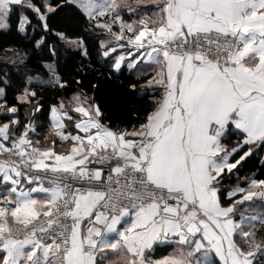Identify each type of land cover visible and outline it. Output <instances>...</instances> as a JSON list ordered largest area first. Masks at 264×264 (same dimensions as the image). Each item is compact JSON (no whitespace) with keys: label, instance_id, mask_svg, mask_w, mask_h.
I'll return each mask as SVG.
<instances>
[{"label":"snow or ice","instance_id":"snow-or-ice-1","mask_svg":"<svg viewBox=\"0 0 264 264\" xmlns=\"http://www.w3.org/2000/svg\"><path fill=\"white\" fill-rule=\"evenodd\" d=\"M16 7L43 33L34 50L56 54L50 21L71 9L110 37V71L128 58L158 87L131 132L83 90L50 105L52 131L71 142L57 152L37 146L19 108H44L32 80L69 82L48 63L10 101L0 79V264H264V178L237 175L264 149V0H0V29ZM17 25L31 26L24 11ZM160 246L171 251L154 258Z\"/></svg>","mask_w":264,"mask_h":264},{"label":"trees","instance_id":"trees-1","mask_svg":"<svg viewBox=\"0 0 264 264\" xmlns=\"http://www.w3.org/2000/svg\"><path fill=\"white\" fill-rule=\"evenodd\" d=\"M21 11L28 14L31 19V26L23 32L17 25V17ZM124 17H128L126 12ZM50 23L54 31L49 33L48 43L56 45L54 56L50 55L47 48L34 50L35 40L43 33L30 10L16 7L11 15L10 27L0 29V79L9 81L5 91L10 101H14L21 82L27 85L29 76H43L47 72L48 63H53L59 76L69 82L64 88H59L32 80L31 84L35 86L44 108L39 113L33 114L30 105L22 106L19 108L20 120L26 123L27 114L28 118L34 117L44 127L48 122L50 105L58 103L61 99L67 101L75 92L83 90L90 97L95 98L111 124L128 130L138 128L145 111L151 109L156 95L154 90L151 91V88L145 84L146 75L137 76L125 67L121 71H110V65L106 63L107 58L100 54L101 41L107 35L101 29L93 31L86 27L84 20L74 17L71 9H66L52 17ZM59 31L65 32L73 41L77 36L83 37V48L87 49L88 54L84 55L83 48L69 46L66 42L58 40L56 32ZM25 53L27 56L24 55ZM132 85L136 87L133 88ZM0 87L4 85L0 84ZM16 103L19 106V102ZM235 140L236 138L232 137L226 143H235ZM238 168L237 175L241 177L255 173L260 178H264V149H257L253 155L242 161ZM236 183V175L227 181L228 186ZM168 248L167 246H164V250L157 248L154 257L167 252Z\"/></svg>","mask_w":264,"mask_h":264},{"label":"crops","instance_id":"crops-1","mask_svg":"<svg viewBox=\"0 0 264 264\" xmlns=\"http://www.w3.org/2000/svg\"><path fill=\"white\" fill-rule=\"evenodd\" d=\"M129 3H135V0H128ZM147 10L149 11V13L156 11V9L152 6L151 3H149L147 5ZM125 18V17H124ZM128 17H126L125 19H128ZM132 19H136L137 17H131ZM153 19H155V17H153ZM110 39V37H106L105 39H103L102 41H108ZM101 41V42H102ZM117 51H122L121 49H118ZM127 59L125 61V65L124 67L129 69L130 71H132L135 75L140 76V75H146L145 72L140 71L139 69L141 68L140 65H137L135 67L129 68L127 67ZM148 63V62H145ZM154 74V73H152ZM35 76H39V75H35ZM45 80H47V78H44V81L41 82L40 80L34 79V82H39V83H47ZM151 88V91L154 90V88L158 87L156 85H152L149 86ZM154 87V88H153ZM68 101V100H67ZM66 101V102H67ZM71 107V106H69ZM78 115V114H77ZM33 119L35 120V125H36V134L32 136V139L34 142L38 141L37 146L44 148V147H53L57 152H65L70 150L71 148V142L70 141H62L56 134L54 131H52L51 126H50V121H51V115L49 112V117H48V122L46 124V126L42 127L40 122L37 121L34 117ZM65 123L68 124L69 122L67 120H65ZM74 130V126H69L66 131H73ZM135 130V129H134ZM129 132L133 131V130H128ZM53 141H55V143L53 144ZM158 249L160 250H164V246H160L158 247ZM167 252L165 253H161L160 255L154 257V258H162L163 256L167 255L170 251L171 248H168L166 250Z\"/></svg>","mask_w":264,"mask_h":264}]
</instances>
